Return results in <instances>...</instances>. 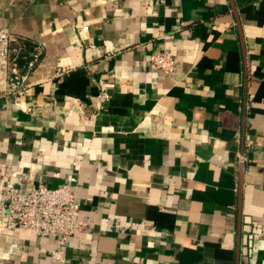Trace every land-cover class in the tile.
<instances>
[{
	"label": "crops",
	"instance_id": "obj_1",
	"mask_svg": "<svg viewBox=\"0 0 264 264\" xmlns=\"http://www.w3.org/2000/svg\"><path fill=\"white\" fill-rule=\"evenodd\" d=\"M0 26L40 47L18 101L0 92V166L72 185L86 223L9 228L0 264H264V0H0ZM99 77L102 109L67 114Z\"/></svg>",
	"mask_w": 264,
	"mask_h": 264
},
{
	"label": "built area",
	"instance_id": "obj_2",
	"mask_svg": "<svg viewBox=\"0 0 264 264\" xmlns=\"http://www.w3.org/2000/svg\"><path fill=\"white\" fill-rule=\"evenodd\" d=\"M113 0H93L106 3ZM87 25L77 27L78 32L86 31ZM25 45L21 37L12 33L7 27L0 26V92L5 90L15 94L18 101L23 94L27 77L34 69L40 47L34 46L32 52L25 54ZM21 54L25 60L19 65L17 57ZM150 63L162 74L173 71L175 60L172 52L163 49L150 56ZM98 93L90 104L76 103L66 113L92 116L97 114L107 102L115 89L113 77L97 79ZM243 159H246L243 157ZM14 173L7 163L0 166V233L9 228L30 230L38 236H59L66 240L69 236L81 232L85 221L79 217V203L73 186L68 183L48 187L38 182L28 190L21 191L9 179Z\"/></svg>",
	"mask_w": 264,
	"mask_h": 264
},
{
	"label": "trees",
	"instance_id": "obj_3",
	"mask_svg": "<svg viewBox=\"0 0 264 264\" xmlns=\"http://www.w3.org/2000/svg\"><path fill=\"white\" fill-rule=\"evenodd\" d=\"M22 41H24V40H22ZM25 48H26V46H25ZM24 53L28 54L27 50ZM17 61H18L19 65H22L25 62V60L22 58L21 54L17 57Z\"/></svg>",
	"mask_w": 264,
	"mask_h": 264
},
{
	"label": "water",
	"instance_id": "obj_4",
	"mask_svg": "<svg viewBox=\"0 0 264 264\" xmlns=\"http://www.w3.org/2000/svg\"><path fill=\"white\" fill-rule=\"evenodd\" d=\"M242 169H243V165L241 164L240 165V173L242 172Z\"/></svg>",
	"mask_w": 264,
	"mask_h": 264
}]
</instances>
